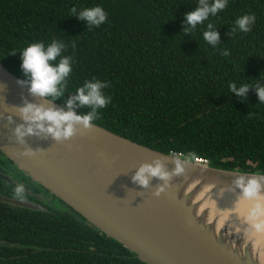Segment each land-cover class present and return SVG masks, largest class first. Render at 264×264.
I'll return each instance as SVG.
<instances>
[{"label": "trees", "instance_id": "1", "mask_svg": "<svg viewBox=\"0 0 264 264\" xmlns=\"http://www.w3.org/2000/svg\"><path fill=\"white\" fill-rule=\"evenodd\" d=\"M95 6L107 14L99 27L71 11ZM199 6V0H0V64L29 85L20 52L34 42H63L72 72L63 95L49 100L68 109L85 81L107 82L102 92L111 102L93 124L163 154L194 153L212 168L264 175V103L257 95L264 87V0H228L191 28L186 14ZM246 14L256 18L251 31L234 32ZM209 23L219 33L216 46L203 38ZM232 83L249 90L237 96ZM71 110L82 116L92 109L77 103ZM16 187L0 179V243L10 244L0 245V264H145L64 204L67 210L49 208L26 192L20 201L41 210L5 202L17 200Z\"/></svg>", "mask_w": 264, "mask_h": 264}, {"label": "water", "instance_id": "2", "mask_svg": "<svg viewBox=\"0 0 264 264\" xmlns=\"http://www.w3.org/2000/svg\"><path fill=\"white\" fill-rule=\"evenodd\" d=\"M26 104L69 110L48 98L32 95L29 85L0 64V153L31 181L135 253L141 262L260 264L251 243H245L238 254L223 233H216L203 223L202 217L197 218L189 197L182 190L200 180L206 186H214L212 191L216 193V188L242 193L235 184L237 179L243 177L247 181L264 175L187 163L183 158L144 147L93 123L89 130L77 126L73 137L58 142L21 118L19 109ZM20 126L25 131L30 126L34 130V134L23 137L22 144L15 135ZM29 150L33 155H23ZM177 160L184 168L180 175L175 174ZM157 161L170 174L169 180L149 177L147 187L133 182L140 167H155ZM0 179L11 183L2 174ZM261 183L264 194V181ZM160 188L164 191L156 196L154 193ZM4 201L41 210L27 201ZM191 214L194 221L190 219Z\"/></svg>", "mask_w": 264, "mask_h": 264}, {"label": "clouds", "instance_id": "3", "mask_svg": "<svg viewBox=\"0 0 264 264\" xmlns=\"http://www.w3.org/2000/svg\"><path fill=\"white\" fill-rule=\"evenodd\" d=\"M227 3L228 0H212L211 3L208 0H199L200 6L195 11L186 14L187 24L191 28H195L198 24L206 21L210 15L215 16L218 12L224 10ZM71 11L73 15L78 16V19L86 21L90 27H99L107 20V14L102 6L86 8L78 14L75 7ZM255 19V16L250 14L239 17L235 21L233 31L235 32L237 29L244 33L251 31V25L255 23ZM207 27L209 30L203 33V38L208 43L216 46L219 42V33L212 30L214 29L213 24L209 23ZM184 31L187 33L189 29L186 28ZM64 47L63 42L56 40H52L47 46L43 42H34L20 52L21 68L28 77L29 91L32 95L41 98H52L53 100L59 99L63 95L65 87L63 82L72 72L71 57L62 55ZM15 54V52L12 53V55ZM222 54L228 55L229 53L225 50ZM58 57H60L58 63L53 64L52 62L57 61ZM108 86L107 82L99 80L85 81L83 86L76 90V96L67 101L69 109L67 112L53 108L45 109L43 106L34 104H26L19 109V112L23 120L30 124H35L40 132L50 134L58 142L66 140L76 134L77 126H82L83 129L89 130L91 129L92 122L99 119L97 110L105 108L111 102V97L105 96L102 92V89ZM230 88L240 97H243L249 90L247 85L241 86L237 90L234 83L230 84ZM257 95L261 103H264V87L257 86ZM77 103L81 107L88 106L92 110L85 115H77L71 110ZM45 124L48 126L45 127ZM26 134H34L31 126L26 131L23 129V126L17 127L15 130L17 141L21 144L24 143L23 137ZM23 155L31 156L33 153L29 150ZM194 159L196 157L193 153L190 157L185 158V161L190 163ZM183 172L184 168L180 165L179 160H177L175 174L180 175ZM149 177L167 181L170 179V174L157 161L155 162V167L152 165L140 167L133 177V182L138 183L141 187H147ZM261 181H264V176H260L259 178L253 177L247 181L243 177H240L235 181L236 186L242 190L243 198L252 202L248 213V220L257 232H264V197L261 196ZM163 191L164 189L160 188L154 194L159 196ZM13 199H25L24 185L21 184L14 188Z\"/></svg>", "mask_w": 264, "mask_h": 264}, {"label": "bare ground", "instance_id": "4", "mask_svg": "<svg viewBox=\"0 0 264 264\" xmlns=\"http://www.w3.org/2000/svg\"><path fill=\"white\" fill-rule=\"evenodd\" d=\"M213 188L197 180L184 187L182 194L189 197L194 215L202 217L203 223L216 233H223L238 254L245 243H251L260 264H264V232H257L248 220L252 202L234 190L225 192L222 188H216V193L212 191ZM261 196L264 197L263 192ZM190 219L194 221L195 217L191 214ZM240 242L241 246L238 245Z\"/></svg>", "mask_w": 264, "mask_h": 264}, {"label": "flooded vegetation", "instance_id": "5", "mask_svg": "<svg viewBox=\"0 0 264 264\" xmlns=\"http://www.w3.org/2000/svg\"><path fill=\"white\" fill-rule=\"evenodd\" d=\"M6 159L7 158L0 154V174H2L3 176H7L9 179H11V183H13L14 185H24L25 192L29 196L33 197L35 200L43 201L46 206L47 201L56 200V198L51 195L47 190H45L37 183L31 181L30 178L18 171V169L13 164H11L9 160ZM57 201L60 202L62 205L64 204L60 200ZM64 209H66V207Z\"/></svg>", "mask_w": 264, "mask_h": 264}, {"label": "built area", "instance_id": "6", "mask_svg": "<svg viewBox=\"0 0 264 264\" xmlns=\"http://www.w3.org/2000/svg\"><path fill=\"white\" fill-rule=\"evenodd\" d=\"M173 155L183 158L185 159L186 157L182 154V153H172ZM192 162L197 163V164H201V165H205V166H210V162L209 160L205 159V158H196L194 160H192Z\"/></svg>", "mask_w": 264, "mask_h": 264}, {"label": "rangeland", "instance_id": "7", "mask_svg": "<svg viewBox=\"0 0 264 264\" xmlns=\"http://www.w3.org/2000/svg\"><path fill=\"white\" fill-rule=\"evenodd\" d=\"M47 206L49 208H54V209H64V206L60 202H58L57 200L47 201Z\"/></svg>", "mask_w": 264, "mask_h": 264}]
</instances>
